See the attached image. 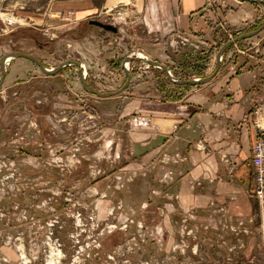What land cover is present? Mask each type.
<instances>
[{"label": "rangeland", "instance_id": "374dc122", "mask_svg": "<svg viewBox=\"0 0 264 264\" xmlns=\"http://www.w3.org/2000/svg\"><path fill=\"white\" fill-rule=\"evenodd\" d=\"M103 2L0 0V60L24 52L47 69L77 62L100 93L125 85L124 64L133 72L120 96L99 99L83 89L74 64L54 77L26 59L7 65L0 87V264H264L257 215L240 220L200 199L185 210L177 163L150 160L149 148L139 145L134 132L150 127L139 106L150 108L147 100L170 81L146 59L125 61L142 54L176 79H202L215 70L229 34L235 39L264 23V7L255 30L224 29L216 46L196 47L148 36L146 15L132 0L107 10ZM87 7L93 15L78 14ZM255 110L253 121L263 128L264 101Z\"/></svg>", "mask_w": 264, "mask_h": 264}, {"label": "crops", "instance_id": "0c3cea01", "mask_svg": "<svg viewBox=\"0 0 264 264\" xmlns=\"http://www.w3.org/2000/svg\"><path fill=\"white\" fill-rule=\"evenodd\" d=\"M125 1L104 0L103 8ZM132 1L146 15L148 36L158 43L161 35L172 43L184 38L196 47L203 41L216 46L224 29L249 31L264 7L240 0ZM90 7L78 14L93 15ZM234 52L230 54L234 60L225 54L220 72L209 84L192 87L170 82L161 93L157 90L159 95L147 100L150 108L139 106L149 114L150 127L140 128L134 137L141 147L149 148L150 160L166 156L177 163L175 187L185 210L200 199L207 205L228 207L233 216L244 220L258 213V203L251 197L255 188L251 158L260 133L252 111L264 101V32L239 43L230 50ZM10 65L16 66L15 60Z\"/></svg>", "mask_w": 264, "mask_h": 264}, {"label": "water", "instance_id": "95a60500", "mask_svg": "<svg viewBox=\"0 0 264 264\" xmlns=\"http://www.w3.org/2000/svg\"><path fill=\"white\" fill-rule=\"evenodd\" d=\"M243 2H249V3H253V4H260V5H264V0H240ZM91 25H95L98 26L99 28L107 31V32H111V33H118L119 29L118 27L112 25V24H107V23H103L100 21H91L90 22ZM264 31V23L255 31L249 32V33H242L241 35H239L238 37H236L233 40H230L229 42H227L225 45H223L220 50L218 51L217 55H216V67L215 70L208 76L202 78V79H176L170 72L169 68L162 64L159 63L157 61H151V60H145V63H147L150 66L159 68L160 70H162L166 75L167 78L169 79V81L175 85L178 86H192V87H196V86H203L206 84H209L210 82H212L215 77L218 75V73L220 72L221 68H222V62H221V58L227 53V51L241 43L242 41L245 40H249L252 39L256 36H258L260 33H262ZM16 59H26L28 61L33 62L34 64H36L40 70L47 76H57L59 75V73L62 71V69H64L65 67L70 66L71 64L76 65L77 67H80L79 63L77 62H66V63H62L60 64L58 67L53 68V69H47L43 62L41 60H39L37 57H35L34 55L31 54H27L24 52H13V53H9L7 55H5L1 60H0V68H1V78H0V87L4 84L6 76H7V65H9V63L13 60ZM8 60H10V62L8 63ZM140 61L143 62L144 60L142 58H135L132 59L131 57H127L125 59L126 62H132V61ZM144 63V62H143ZM126 75H127V82L125 83V85L119 90V91H115V92H110V93H100L98 92L94 87H92L88 82L87 79H85L83 77V72L81 69L78 70V78L81 82V85L83 87V89L91 94L96 96L99 99H112L115 97L120 96L123 92L126 91V89L129 87L130 82H131V73L126 71Z\"/></svg>", "mask_w": 264, "mask_h": 264}, {"label": "built area", "instance_id": "2783aa9c", "mask_svg": "<svg viewBox=\"0 0 264 264\" xmlns=\"http://www.w3.org/2000/svg\"><path fill=\"white\" fill-rule=\"evenodd\" d=\"M209 5H212V2H209ZM242 30L238 32V34H241ZM237 34V35H238ZM229 38L233 40V35L229 34ZM182 42H187L186 39L181 38ZM224 43V41H223ZM227 56V55H226ZM146 58V57H145ZM229 58L231 59L232 56L230 55ZM148 60V59H146ZM225 61V55L221 58V62ZM81 70L83 72V77L87 79L88 77V70L85 65L80 64ZM148 67V66H146ZM53 69V68H51ZM125 71H128L131 73V76L133 75V72L130 71V63L124 64ZM171 72V70H170ZM172 74V72H171ZM173 75V74H172ZM260 110H255V114H259ZM256 126L259 129V138L257 142L255 143L253 150H252V165L254 167V179H255V188L251 193V197L255 199L258 203V213H257V219H258V230L261 236V239L264 243V128L259 126L258 121L255 122Z\"/></svg>", "mask_w": 264, "mask_h": 264}, {"label": "bare ground", "instance_id": "6f19581e", "mask_svg": "<svg viewBox=\"0 0 264 264\" xmlns=\"http://www.w3.org/2000/svg\"><path fill=\"white\" fill-rule=\"evenodd\" d=\"M12 21V20H11ZM138 57L139 58H142V59H147V58H145V56H143L142 54H138ZM149 60V59H148ZM10 62V60H8V63ZM264 128V127H263Z\"/></svg>", "mask_w": 264, "mask_h": 264}, {"label": "trees", "instance_id": "16d2710c", "mask_svg": "<svg viewBox=\"0 0 264 264\" xmlns=\"http://www.w3.org/2000/svg\"><path fill=\"white\" fill-rule=\"evenodd\" d=\"M260 25H261V24H260ZM258 26H259V25H258ZM258 26L254 27L252 30H255ZM252 30H251V31H252ZM253 112H254V111H252V113H253Z\"/></svg>", "mask_w": 264, "mask_h": 264}]
</instances>
